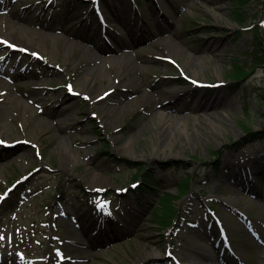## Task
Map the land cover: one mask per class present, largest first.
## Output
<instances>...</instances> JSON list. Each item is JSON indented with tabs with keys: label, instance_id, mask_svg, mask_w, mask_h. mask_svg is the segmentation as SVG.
<instances>
[{
	"label": "rangeland",
	"instance_id": "1",
	"mask_svg": "<svg viewBox=\"0 0 264 264\" xmlns=\"http://www.w3.org/2000/svg\"><path fill=\"white\" fill-rule=\"evenodd\" d=\"M135 2L0 0V264H264V0Z\"/></svg>",
	"mask_w": 264,
	"mask_h": 264
},
{
	"label": "trees",
	"instance_id": "2",
	"mask_svg": "<svg viewBox=\"0 0 264 264\" xmlns=\"http://www.w3.org/2000/svg\"><path fill=\"white\" fill-rule=\"evenodd\" d=\"M237 9L235 14L238 20H243V15L239 8L245 4L246 0H237ZM262 52L261 50H259ZM262 56V53L260 57ZM263 57V56H262ZM234 77L236 81H240L243 78L248 76V73L246 72V68L241 67L240 65H236L234 69ZM251 137H253V134H251ZM138 175H135L137 177ZM185 181L189 182V178L185 177ZM185 181L182 183L179 189V193H185L187 189V183ZM177 210L175 206L173 205V198H171L169 195H165L162 198L158 199L157 207H154L151 211L152 219L154 220L155 224L158 226L159 229H165L168 228L171 223L173 222V219L177 217L176 215Z\"/></svg>",
	"mask_w": 264,
	"mask_h": 264
},
{
	"label": "bare ground",
	"instance_id": "3",
	"mask_svg": "<svg viewBox=\"0 0 264 264\" xmlns=\"http://www.w3.org/2000/svg\"><path fill=\"white\" fill-rule=\"evenodd\" d=\"M100 60L104 62L107 59L104 60V59H101L100 58ZM139 70L140 69L136 68V71H139ZM130 72H132V71H130ZM89 78H90L89 76H86L85 82H88ZM127 79H129L128 81H130V84H131V82L134 85H139L140 84V81L134 80V77L133 76H130ZM108 90H110V89L108 88ZM106 92H104V93H106ZM178 94H180V93H178ZM157 96L160 97V94H157L156 91H154V92L152 91V92H148V93H143L140 97H138L135 100V102L138 103L140 100H144V102L147 103V101H151V100H153ZM176 97L177 96L170 97L169 98V101L163 100L162 102H160L161 103V107L164 108L165 106H167L166 103H169V105H172L173 106L172 107L173 108L172 109L173 111L179 112L180 109L176 105H174L176 103V101H177V98ZM219 99H220V96L219 95H213V96H211L210 98H208L205 101L204 105H205V107H213V106H216V104L218 103ZM164 101H166V102H164ZM130 104H131V102L128 103V106H130ZM29 107H30V104L28 102H25V108H29ZM59 113L63 114L62 111H60ZM155 118H161L163 120H168V118H170V116H169V114H165L163 111H157L156 112V115H155ZM70 119H72V118L70 117ZM174 120H175L178 128H180L185 123V118H181L178 114L175 115ZM213 128H214V126H213ZM130 147H131V143H125L123 145L122 149H123L124 152H126ZM153 254H155V253H153ZM202 264H211L210 263V258L207 256V254L205 255V259H204V262H202ZM213 264H217V263H213ZM218 264H224V263H223L222 260H219L218 261Z\"/></svg>",
	"mask_w": 264,
	"mask_h": 264
}]
</instances>
